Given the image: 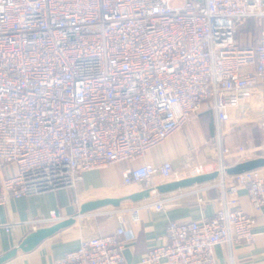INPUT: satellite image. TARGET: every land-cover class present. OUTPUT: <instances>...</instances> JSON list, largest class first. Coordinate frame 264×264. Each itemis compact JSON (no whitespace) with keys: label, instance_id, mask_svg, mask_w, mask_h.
I'll return each mask as SVG.
<instances>
[{"label":"built area","instance_id":"obj_1","mask_svg":"<svg viewBox=\"0 0 264 264\" xmlns=\"http://www.w3.org/2000/svg\"><path fill=\"white\" fill-rule=\"evenodd\" d=\"M249 22L263 27L256 40L253 30L240 33ZM208 111L219 131L245 122L264 135V0H0V205L75 189L85 173L119 163L133 165L122 172L123 187L140 184L155 198L117 208L120 227L82 240L55 264H132L126 225L139 223L142 209L172 205L157 179L206 173L190 158L180 169L138 163ZM226 154L220 146L214 183L183 188L198 194L219 186L221 197L199 198L214 215L169 220L163 244L140 264H218L217 246L255 244L264 178L260 169L228 175ZM236 181L256 214L237 207ZM59 219L53 212L31 223Z\"/></svg>","mask_w":264,"mask_h":264},{"label":"crops","instance_id":"obj_2","mask_svg":"<svg viewBox=\"0 0 264 264\" xmlns=\"http://www.w3.org/2000/svg\"><path fill=\"white\" fill-rule=\"evenodd\" d=\"M201 119H207L203 123L204 125ZM220 146L231 152L228 155L227 167L249 159L264 157L263 130L256 123L230 122L222 124L221 131H219L214 113L204 112L199 117L191 119L180 132L163 144L149 150L138 164H160L164 161H171L175 169H180L184 160L192 157L191 160H198L197 163H207L206 173H211L217 171ZM190 147L194 149L191 153H189ZM202 152L205 154L204 157ZM206 156L211 158L206 161ZM131 166L133 165L119 163L108 168L93 170L84 174L83 181L75 189H62L21 197L12 200L9 205H0V225L8 223L10 220L19 223L10 232H6L0 227V256L17 247L33 230L76 215L80 206L86 201L104 197H122L144 190L140 184L123 187L122 172ZM259 169L264 178V167ZM8 170L14 174L17 172V166L10 164ZM169 182L172 181L157 179L158 186ZM214 182L210 181L209 183ZM235 184L238 187L237 207L247 213L256 214L249 202L246 187L238 181ZM187 192H189L188 189H178L161 193V198L170 197L173 199L172 205L166 211L157 212L151 209H142L140 222L126 225L124 253L129 262L140 264L141 258L150 248L163 244L169 220L201 221L204 217L214 215L215 207L209 202L200 203L199 198L221 197L222 189L219 186H213L198 194H186ZM153 199L155 198L143 199L139 202L125 201L117 208H126L134 204L140 205L153 201ZM117 208L109 206L78 216L76 224L72 227L46 239L29 253L19 251L12 260L5 264H55L66 253L76 250L82 240L110 235L120 227L122 224L119 213L113 212ZM53 212H57L61 219L50 223H31L38 218H48ZM263 228V219L258 217L254 245L241 243L231 248L217 246L214 251L217 263L264 264Z\"/></svg>","mask_w":264,"mask_h":264},{"label":"water","instance_id":"obj_3","mask_svg":"<svg viewBox=\"0 0 264 264\" xmlns=\"http://www.w3.org/2000/svg\"><path fill=\"white\" fill-rule=\"evenodd\" d=\"M264 167V157H258L254 159H249L247 161L238 163L234 166L227 167L226 173L228 175H239L245 172H249L254 169H259ZM218 171L211 173H205L201 175L191 176L188 178L181 179L179 181H172L167 184H163L157 187L160 193H168L176 191L178 189L192 187L194 185L204 184L210 181H214L218 178ZM150 193L148 190H142L132 194H128L122 197H104L95 200H90L84 202L76 215H73L67 219L57 221L51 225L39 227L32 232H30L22 242L9 252L0 256V264H5L6 262L12 260L19 251L24 253H29L38 247L46 239L54 236L55 234L72 227L76 224L77 217L85 215L90 212L105 208V207H120L125 201L139 202L143 199H148Z\"/></svg>","mask_w":264,"mask_h":264},{"label":"rangeland","instance_id":"obj_4","mask_svg":"<svg viewBox=\"0 0 264 264\" xmlns=\"http://www.w3.org/2000/svg\"><path fill=\"white\" fill-rule=\"evenodd\" d=\"M263 29V27H260V28H254V25H253V23L252 22H249L248 23V25H246L245 27H243L242 29H241V31H240V33L241 34H249L250 32H251V30H253V34H254V38H255V40L256 39H258V37H259V35H260V31ZM205 121H207V119H201V122H202V124L203 123H205ZM204 125V124H203ZM202 151V150H201ZM191 153V152H190ZM203 153V152H202ZM201 153V154H202ZM230 154H231V152H230ZM229 154V155H230ZM203 155V157L205 156V154L203 153L202 154ZM202 155H200V156H202ZM202 157V158H203ZM199 158H201V157H199ZM211 157L210 156H206L205 157V159H206V161L208 160V159H210ZM228 154H226L225 155V157H223V159H224V162H225V166H228L227 165V163H228ZM191 159H192V157H191ZM193 161V160H192ZM198 161V160H197ZM197 161L196 160H194L193 162L195 163V164H203V163H197ZM217 163V162H216ZM204 165V167H205V170H206V166H207V163L205 164H203ZM221 165H220V163H219V165H218V168L217 169H219V167H220Z\"/></svg>","mask_w":264,"mask_h":264}]
</instances>
